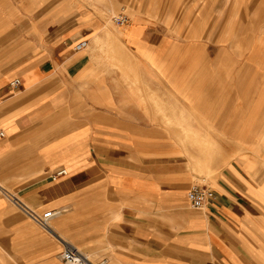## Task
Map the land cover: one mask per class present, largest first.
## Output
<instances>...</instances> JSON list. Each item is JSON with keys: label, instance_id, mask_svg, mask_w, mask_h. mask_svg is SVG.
<instances>
[{"label": "crops", "instance_id": "obj_1", "mask_svg": "<svg viewBox=\"0 0 264 264\" xmlns=\"http://www.w3.org/2000/svg\"><path fill=\"white\" fill-rule=\"evenodd\" d=\"M123 1L0 0V264H62L63 240L104 264H264V0L189 4L181 33L150 4L116 25Z\"/></svg>", "mask_w": 264, "mask_h": 264}, {"label": "built area", "instance_id": "obj_2", "mask_svg": "<svg viewBox=\"0 0 264 264\" xmlns=\"http://www.w3.org/2000/svg\"><path fill=\"white\" fill-rule=\"evenodd\" d=\"M113 22L116 25H124L130 21V16L125 9H122L118 14L112 17ZM20 84V78L16 77L10 83L11 86H18ZM3 131H0V135H3ZM67 173L65 167H60L54 171L53 177L64 175ZM187 200L192 208L200 209L206 205L212 203L215 199V192L206 184L192 183L190 188L187 190ZM12 201L24 211L30 218L40 224L46 229H50L49 219L56 211L48 210L43 213H39L36 210L29 207L26 203L20 200L17 196L9 194ZM62 264H104L106 259H100L98 261L92 260L86 255L80 248L71 242L63 240V250L61 252Z\"/></svg>", "mask_w": 264, "mask_h": 264}, {"label": "rangeland", "instance_id": "obj_3", "mask_svg": "<svg viewBox=\"0 0 264 264\" xmlns=\"http://www.w3.org/2000/svg\"><path fill=\"white\" fill-rule=\"evenodd\" d=\"M95 2H104V0H94ZM232 0H124L122 5L116 6V9L114 11H106L105 14H107V18L112 20V17L116 14H118L122 9H125V12L128 13L129 16H131L133 13L132 9L136 8L138 10L139 8L146 7L150 4L151 7L154 8L156 17L159 19L164 20V23L166 22L167 25L171 24L168 29L173 30V32L181 33L183 27L181 22L182 12L183 10H186L187 6L189 4L196 7L198 3L201 2V4H204L205 8L208 9V11H205V17L209 16L212 17V8L214 6H218L220 3L221 6V17H224L227 13L228 5ZM35 4V3H34ZM145 4V5H144ZM36 5V4H35ZM104 14V13H103ZM186 19V16H185ZM30 22V19H28ZM31 24V23H30ZM15 55V54H14ZM23 59H17L14 58V64L15 63H21ZM188 143L190 147L196 148L200 147L198 141L196 139L189 138ZM198 143V144H197ZM205 151L212 150L210 147L211 144L206 145ZM199 150H202V148H198ZM214 156L213 155H205L204 160L201 158L200 160H203L205 168H208L210 166V163L213 161ZM197 164V163H196ZM194 166V165H193ZM204 175L206 176L204 179L200 178L195 181V183L200 184H206L207 186H210L211 182L209 179L210 172H204ZM187 193V192H186ZM187 197V194H186ZM189 204V203H188ZM191 208V207H190Z\"/></svg>", "mask_w": 264, "mask_h": 264}]
</instances>
